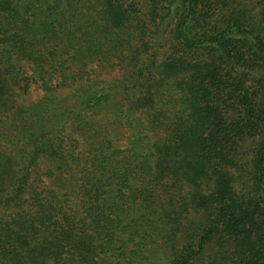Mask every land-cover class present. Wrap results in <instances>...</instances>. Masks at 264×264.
Wrapping results in <instances>:
<instances>
[{"label":"trees","instance_id":"1","mask_svg":"<svg viewBox=\"0 0 264 264\" xmlns=\"http://www.w3.org/2000/svg\"><path fill=\"white\" fill-rule=\"evenodd\" d=\"M0 264H264V0H0Z\"/></svg>","mask_w":264,"mask_h":264}]
</instances>
